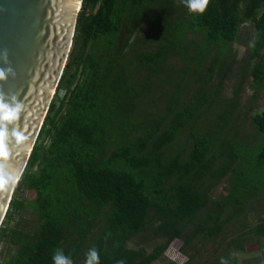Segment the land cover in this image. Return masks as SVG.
Masks as SVG:
<instances>
[{"label": "trees", "instance_id": "trees-1", "mask_svg": "<svg viewBox=\"0 0 264 264\" xmlns=\"http://www.w3.org/2000/svg\"><path fill=\"white\" fill-rule=\"evenodd\" d=\"M144 23L148 31L134 41ZM244 25L253 27L248 42ZM235 42L250 47L248 63L226 95ZM249 78L256 104L264 0H208L203 12L186 0H83L67 65L0 227V246H16L0 264H54L57 251L85 264L93 248L99 264H152L175 239L193 250L234 220L241 232L230 246L260 243L264 216L252 223L247 212L264 195V109L251 117L254 136L236 128ZM31 203L27 227L17 215ZM146 232L166 242L150 252L129 246ZM221 258L240 264L229 251L207 264Z\"/></svg>", "mask_w": 264, "mask_h": 264}, {"label": "water", "instance_id": "water-1", "mask_svg": "<svg viewBox=\"0 0 264 264\" xmlns=\"http://www.w3.org/2000/svg\"><path fill=\"white\" fill-rule=\"evenodd\" d=\"M82 3L0 0V227L67 65Z\"/></svg>", "mask_w": 264, "mask_h": 264}, {"label": "rangeland", "instance_id": "rangeland-1", "mask_svg": "<svg viewBox=\"0 0 264 264\" xmlns=\"http://www.w3.org/2000/svg\"><path fill=\"white\" fill-rule=\"evenodd\" d=\"M149 24L144 23L138 31L132 36L133 40H137L138 38H142L145 36L146 32L148 31ZM253 36V27L251 25H244L242 27V40L244 42H248L251 40ZM233 50L237 51V59L235 64L231 66L229 70H227V78L223 81V91L226 95H230L233 91V86L239 81L238 80V73L242 71L243 68L248 63L246 58L249 57V50L250 47L248 45H244L239 42H235L232 45ZM210 63V60L208 64ZM194 71V68L191 69V72ZM250 82L251 78H249L245 85L243 92L241 93V107L238 111L240 116L237 119L236 128H238L242 133H257V131L252 126V115L257 111H262L264 109V86L262 87V95L260 99L255 104L253 99L251 98L252 90H250ZM249 86V87H247ZM156 92L153 94L156 98H159L163 94L162 86L160 84H156L155 86ZM252 99L250 104L249 99ZM54 99V97H53ZM52 99V101H53ZM52 103V102H51ZM248 110H252L251 112L247 113ZM46 113V112H45ZM44 113V115H45ZM43 115V117H44ZM255 134H253L254 136ZM183 138L184 135H181ZM226 185V180L220 181L214 188L212 194L213 196H218L222 191H224V187ZM30 195V194H29ZM32 195V193H31ZM33 196V195H32ZM31 197V196H30ZM32 198V197H31ZM27 208L21 215H17V221L24 223V226L29 227L33 224L35 218V211L33 210L32 203L29 204ZM249 216V220L254 223L257 222L261 217L264 216V195L259 197L258 199L254 200L250 208L247 212ZM241 230L238 226V220H234L229 223L222 234L214 239H201L200 241L195 240L192 243L197 242V246L194 245V249L190 250L191 244H185L184 238H177L172 241L163 254V256L159 259L154 261L152 264H207L208 261H212L219 256H222L228 251L230 253L236 254L239 258L240 264L245 263L246 261L253 259L255 257H262L264 261V239L259 241L256 240H249L245 247L246 250L242 251L235 246H230L229 242L233 239H236L239 235ZM152 236L146 233H140L139 235L135 236L130 242L129 246L132 248H140L144 246L148 252L153 250V248L162 242H166L165 238H155L152 239ZM16 249L15 245H9L8 243H3L0 246V261H5L9 255L14 253ZM79 260L76 261L75 264H79Z\"/></svg>", "mask_w": 264, "mask_h": 264}, {"label": "clouds", "instance_id": "clouds-1", "mask_svg": "<svg viewBox=\"0 0 264 264\" xmlns=\"http://www.w3.org/2000/svg\"><path fill=\"white\" fill-rule=\"evenodd\" d=\"M190 11L203 12L207 7L208 0H186ZM3 70H0V76H3ZM54 264H72L70 257L66 256L62 251H57L53 256ZM85 264H99V255L95 248L91 249L85 260ZM117 264H124V262L117 261ZM221 264H227V261L221 258Z\"/></svg>", "mask_w": 264, "mask_h": 264}, {"label": "bare ground", "instance_id": "bare-ground-1", "mask_svg": "<svg viewBox=\"0 0 264 264\" xmlns=\"http://www.w3.org/2000/svg\"><path fill=\"white\" fill-rule=\"evenodd\" d=\"M19 182V181H18Z\"/></svg>", "mask_w": 264, "mask_h": 264}]
</instances>
